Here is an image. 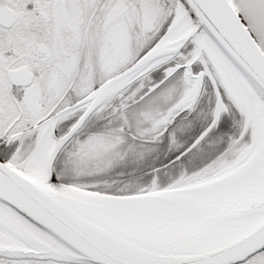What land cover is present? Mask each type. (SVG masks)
<instances>
[{
	"label": "snow or ice",
	"instance_id": "1",
	"mask_svg": "<svg viewBox=\"0 0 264 264\" xmlns=\"http://www.w3.org/2000/svg\"><path fill=\"white\" fill-rule=\"evenodd\" d=\"M0 264H264V0H0Z\"/></svg>",
	"mask_w": 264,
	"mask_h": 264
}]
</instances>
